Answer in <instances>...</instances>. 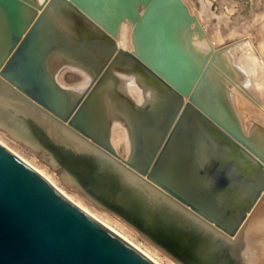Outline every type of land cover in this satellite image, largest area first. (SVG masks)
<instances>
[{
	"label": "water",
	"instance_id": "obj_1",
	"mask_svg": "<svg viewBox=\"0 0 264 264\" xmlns=\"http://www.w3.org/2000/svg\"><path fill=\"white\" fill-rule=\"evenodd\" d=\"M205 38L185 0H0V124L183 264H264V144ZM0 264L155 263L0 142Z\"/></svg>",
	"mask_w": 264,
	"mask_h": 264
},
{
	"label": "rangeland",
	"instance_id": "obj_2",
	"mask_svg": "<svg viewBox=\"0 0 264 264\" xmlns=\"http://www.w3.org/2000/svg\"><path fill=\"white\" fill-rule=\"evenodd\" d=\"M191 11L199 15L207 31L208 39L197 40L201 48H210L211 42L216 49L233 47L229 54L231 62L246 58L257 74L240 71L241 81L232 76L237 85L255 96L264 108V0H185ZM254 63V64H253ZM240 70V69H239ZM232 79V80H233ZM241 82V83H240ZM231 92L233 106L240 115L246 130L264 124V111L253 98L244 94L230 81L225 82ZM244 84L245 86H242ZM237 95V96H236ZM241 99L247 102L242 105ZM240 101V102H239ZM0 142L4 143L17 156L19 155L35 169L41 171L51 183L60 187L67 196L97 218L128 237L131 241L148 252L161 264H183L175 255L156 243V234L119 213L103 202L87 194L78 184L72 182L63 172L57 170L46 158L40 156L31 146L17 138L7 127L0 124ZM151 232L154 234H151Z\"/></svg>",
	"mask_w": 264,
	"mask_h": 264
},
{
	"label": "bare ground",
	"instance_id": "obj_3",
	"mask_svg": "<svg viewBox=\"0 0 264 264\" xmlns=\"http://www.w3.org/2000/svg\"><path fill=\"white\" fill-rule=\"evenodd\" d=\"M198 17H199V15H198ZM199 20H200V17H199ZM201 21V20H200ZM204 26V25H203ZM206 40H207V38H205ZM230 49H226L224 52H222L221 53V64H223L224 66H229V68H230V70L231 71H233V72H231L230 70V73L232 74V76L234 75V77L233 78H235L236 80H238V82L239 81H241V80H239L240 79V71H245V72H247L248 74H255L256 72H257V68H254L253 69V65H252V63L249 61V60H247L246 58H243V59H239L238 61H236V62H234V64H233V62H231L232 60H231V57H229V54L230 53H233V51H234V48L232 47H229ZM254 64V63H253ZM240 69V70H239ZM222 72V71H221ZM229 73V72H228ZM230 74V75H231ZM257 74V73H256ZM227 75V74H226ZM230 75H227V76H225V80H226V77H228V78H230L231 79V77L232 76H230ZM232 78V79H233ZM231 79V80H232ZM233 82H234V84H235V86L238 88V89H240V90H242V91H244V94L245 95H247V96H249V98H253V96H251L252 95V93H251V95L248 93V91H245V90H243V88L241 87V86H239V85H237V83H236V81H234V79L232 80ZM226 82H227V80H226ZM242 82V81H241ZM240 82V83H241ZM242 86H245L244 84H242ZM231 92H235V93H237V91H232L231 90ZM234 93V94H235ZM231 94V93H230ZM237 96V95H236ZM253 100H254V102L258 105V106H260V108L264 111V108L262 107V104L259 102V101H257V99H255V96H254V98H253ZM240 102V101H239ZM241 103H242V105H245V107H247L248 105H247V102L245 101V100H243V99H241ZM234 108H235V106H234ZM235 111L237 112V109L235 108ZM237 114H238V116H239V119H240V115H239V113L237 112ZM241 120V119H240ZM243 126V125H242ZM244 127V126H243ZM247 129V128H246ZM247 132L248 133H251L252 135H253V137L255 138V139H258L262 144H264V124H262V123H258L256 126H252V127H249V129L247 130ZM19 156V155H18ZM20 157V156H19ZM20 158H22V157H20ZM23 159V158H22ZM24 160V159H23ZM38 170V169H37ZM40 173H41V171L40 170H38ZM42 174V173H41ZM55 185V184H54ZM66 197H68L67 196V194L60 188V187H58L57 185H55ZM69 198V197H68ZM70 199L73 201V199L70 197ZM73 202H75V201H73ZM77 205H79L80 207H82L83 208V206H81L80 204H78L77 202H75ZM85 209V208H84ZM88 211V210H87ZM91 213V212H90ZM101 220V219H100ZM104 222V221H103ZM104 223H106V222H104ZM107 225H109L108 223H106ZM110 226V225H109ZM111 227V226H110ZM111 228H113V227H111ZM114 230H116L115 228H113ZM117 231V230H116ZM118 233H120L119 231H117ZM121 235H123L122 233H120ZM125 238H127L140 252H142L143 254H145L146 256H148V257H152L148 252H146V251H144L141 247H139L137 244H135L133 241H131L128 237H126L125 235H123ZM153 258V257H152ZM154 263L155 264H161V263H159L157 260H155L154 259Z\"/></svg>",
	"mask_w": 264,
	"mask_h": 264
},
{
	"label": "flooded vegetation",
	"instance_id": "obj_4",
	"mask_svg": "<svg viewBox=\"0 0 264 264\" xmlns=\"http://www.w3.org/2000/svg\"><path fill=\"white\" fill-rule=\"evenodd\" d=\"M84 153L85 152H83V154ZM70 159L73 160L71 157H70ZM91 159L92 160L90 161L88 158H84L82 163H81V161H79L82 165L88 167V169L82 171L81 168L84 166H82L81 168H80V166H78L79 168L76 166V168H75L76 170H78V172L80 171L81 175L86 177L87 182L90 183L89 187L90 186L91 187L96 186L99 188L101 187L102 189L103 188L109 189V186L110 187L112 186L113 188H116V186L120 185L121 182H123L121 175H118V174L115 175L111 170L106 169V168L103 169L102 168L103 165L101 164L102 161L97 162V160H98L97 158H91ZM92 161L96 162L97 164L91 163ZM78 165H80V164H78ZM95 171L98 172V175L95 174ZM102 173H103V175H102ZM101 182H102V184H101ZM111 190H113V189H111ZM109 196H112V194ZM103 200L106 201L108 205H110L109 201H111L110 203H112V200H110V199H109V201H107L105 199H103ZM123 208L126 209L125 207H123ZM123 208L122 209L117 208V210L120 212L121 211L124 212Z\"/></svg>",
	"mask_w": 264,
	"mask_h": 264
}]
</instances>
